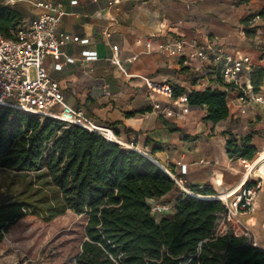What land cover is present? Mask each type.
I'll return each instance as SVG.
<instances>
[{"label":"crops","instance_id":"1","mask_svg":"<svg viewBox=\"0 0 264 264\" xmlns=\"http://www.w3.org/2000/svg\"><path fill=\"white\" fill-rule=\"evenodd\" d=\"M51 1L64 4L67 15L59 33L75 41L64 47L67 58L48 59L45 64L71 107L108 124L122 141L133 142L164 168L172 167L187 185L210 186L221 194L244 182V162H233L227 154L226 141L232 138L227 133L236 139L239 131L244 136L254 134L253 146L263 149V154L264 110L255 107L239 117L231 110L229 121L213 125L205 120L207 107L170 108L172 101L163 98L161 109H154L143 77L169 82L184 93L200 85L205 90L216 87L210 63L159 51L162 44L178 39L218 45L230 55L241 52L253 59L254 69L264 67V18L249 25L254 30L250 34L244 24L249 16L264 11V0H139L111 11L106 9L109 0ZM26 8L29 15L20 16L22 21L43 12L27 4ZM113 45L118 46L128 75L110 62ZM235 119L241 125H232ZM167 123L181 131H172ZM173 194L151 202H162ZM241 221L250 229L255 246L264 250V183L256 211ZM219 225L221 233L233 230L232 225Z\"/></svg>","mask_w":264,"mask_h":264},{"label":"trees","instance_id":"2","mask_svg":"<svg viewBox=\"0 0 264 264\" xmlns=\"http://www.w3.org/2000/svg\"><path fill=\"white\" fill-rule=\"evenodd\" d=\"M252 18L244 21L248 34L254 31L248 29ZM19 19L13 8H0V33L8 36ZM252 82L258 91L264 87V67L253 71ZM183 93L175 89V97ZM227 98L226 91L207 88L190 93L187 103L207 107L205 120L217 125L231 118ZM227 134L232 136L226 141L231 161L251 164L261 155L253 146L254 134L239 139ZM0 167L37 172L56 191L55 202L46 206L33 196L1 205L0 244L23 221L50 223L72 211L87 218L77 264H264V250L247 237L217 232L225 213L220 201L183 193L152 160L79 126L0 108ZM186 186L203 196L219 194L210 186ZM176 192L175 215L153 216L151 201Z\"/></svg>","mask_w":264,"mask_h":264},{"label":"built area","instance_id":"3","mask_svg":"<svg viewBox=\"0 0 264 264\" xmlns=\"http://www.w3.org/2000/svg\"><path fill=\"white\" fill-rule=\"evenodd\" d=\"M129 1L139 0H109L106 9L118 10L121 5ZM20 3H25L32 9H41L43 12L29 20H20L14 28L10 29L8 36L0 33V108L14 109L26 115L41 118H51L66 124L67 127L76 125L100 134L107 142L119 144L125 149L136 150L133 142L122 141L108 124L88 116L83 110L71 107L66 101L60 84L48 71L46 61L48 59L60 61L67 58L64 47L75 41L71 35L59 33L62 20L67 15L64 4L51 0H0V8L16 6ZM110 20L113 23L116 22L113 16ZM262 20L260 14H257L250 24L255 25ZM105 36L109 39L111 33L108 31ZM151 43V41L146 43L147 52L151 50ZM188 47L192 48V52H187ZM112 51L110 62L128 75L118 46L113 45ZM159 51L170 57L199 59L213 65L215 88L228 93V106L236 116H244L255 107L264 110L263 87L259 91L254 87L252 73L255 69L250 56L241 52L230 55L218 45H199L187 39L164 43ZM134 60H136L135 57L130 62ZM143 79L154 109H161L160 99L163 98L172 101L170 108L173 106L190 108L187 103L188 97L195 90L175 97V88L169 82H156L147 77ZM196 90H205V87L200 85ZM164 169L180 188H184V181L181 178L178 179L177 174L170 172L167 168ZM253 173L246 175L244 182L234 189L226 200H218L225 208L219 223L224 226L232 225V231L236 236L247 238L251 236V231L243 224L241 218L256 211L257 199L264 183L261 176H255ZM185 192L189 194L187 190ZM218 195L199 196V198L212 201ZM169 209L170 207L166 205L152 206V215L159 217Z\"/></svg>","mask_w":264,"mask_h":264},{"label":"rangeland","instance_id":"4","mask_svg":"<svg viewBox=\"0 0 264 264\" xmlns=\"http://www.w3.org/2000/svg\"><path fill=\"white\" fill-rule=\"evenodd\" d=\"M11 8L20 16L29 15L25 3ZM19 21L20 19L17 22ZM231 124L239 126L241 120H232ZM240 133L241 131L236 134L239 138L244 136V133ZM258 150L262 154L263 149ZM250 165L245 162L241 165L245 174ZM186 185L184 182V188H180L183 193L189 189ZM179 195L176 192L173 198L168 197L158 203L152 202V206H169V211L160 216L172 218L176 213L175 206ZM23 196H33L40 205L46 206L55 202L56 191L54 186L37 172L19 174L0 167V206ZM175 197L177 198L174 199ZM86 226V216L77 215L72 211H68L50 223H43L37 218L23 221L4 235V240L0 244V264H77L82 244L87 239ZM220 230L218 224L217 232ZM220 234L223 233L220 232ZM248 239L255 245L253 236H249Z\"/></svg>","mask_w":264,"mask_h":264},{"label":"bare ground","instance_id":"5","mask_svg":"<svg viewBox=\"0 0 264 264\" xmlns=\"http://www.w3.org/2000/svg\"><path fill=\"white\" fill-rule=\"evenodd\" d=\"M168 171V170H167ZM257 173L259 175H261V177H264V153L261 154L260 156H258L255 161L253 163H251V165L249 166L248 170H247V175L251 174V173ZM255 173V174H256ZM254 174V175H255ZM246 179V178H245ZM187 192L192 195V196H196V197H199V194L198 193H195L193 191H191L190 189H187ZM231 192L233 191H230L228 193H224L220 196H215L217 200H226V198L231 195Z\"/></svg>","mask_w":264,"mask_h":264},{"label":"water","instance_id":"6","mask_svg":"<svg viewBox=\"0 0 264 264\" xmlns=\"http://www.w3.org/2000/svg\"><path fill=\"white\" fill-rule=\"evenodd\" d=\"M135 151H137V152H139L140 154H142L143 156H145L146 158H148V159H150V160H152L153 162H155V160H153V158L151 157V155H145L144 153H141V151H139V149L138 148H136V150ZM148 156V157H147ZM156 163V162H155ZM162 170H164L165 171V169H164V167L163 166H161L160 164H158V163H156ZM166 172V171H165ZM167 173V172H166ZM168 174V173H167ZM169 175V174H168ZM190 195V194H189ZM192 196V195H191ZM198 198V197H197ZM212 201H218L217 199H214V200H212Z\"/></svg>","mask_w":264,"mask_h":264}]
</instances>
